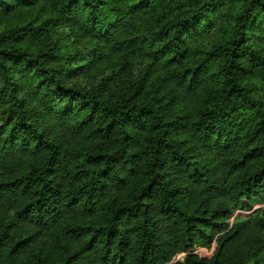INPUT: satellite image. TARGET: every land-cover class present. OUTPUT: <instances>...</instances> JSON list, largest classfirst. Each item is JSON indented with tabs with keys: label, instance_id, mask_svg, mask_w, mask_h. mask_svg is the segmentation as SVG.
Segmentation results:
<instances>
[{
	"label": "trees",
	"instance_id": "16d2710c",
	"mask_svg": "<svg viewBox=\"0 0 264 264\" xmlns=\"http://www.w3.org/2000/svg\"><path fill=\"white\" fill-rule=\"evenodd\" d=\"M0 264H264V0H0Z\"/></svg>",
	"mask_w": 264,
	"mask_h": 264
},
{
	"label": "built area",
	"instance_id": "2783aa9c",
	"mask_svg": "<svg viewBox=\"0 0 264 264\" xmlns=\"http://www.w3.org/2000/svg\"><path fill=\"white\" fill-rule=\"evenodd\" d=\"M250 213L251 212H244L243 214L244 215H248ZM213 252H214V246L211 249H209V250H206V249H203V248H196V249L193 250L192 254L193 255H197L199 257L209 258V257L212 256ZM182 257L183 256H179V257L176 258V260H180Z\"/></svg>",
	"mask_w": 264,
	"mask_h": 264
},
{
	"label": "rangeland",
	"instance_id": "374dc122",
	"mask_svg": "<svg viewBox=\"0 0 264 264\" xmlns=\"http://www.w3.org/2000/svg\"><path fill=\"white\" fill-rule=\"evenodd\" d=\"M237 215H238V213L235 214V216H237ZM181 256H183V255H181Z\"/></svg>",
	"mask_w": 264,
	"mask_h": 264
}]
</instances>
